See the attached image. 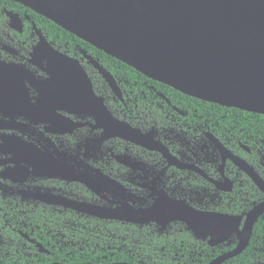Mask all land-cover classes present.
Returning a JSON list of instances; mask_svg holds the SVG:
<instances>
[{"label": "flooded vegetation", "instance_id": "flooded-vegetation-1", "mask_svg": "<svg viewBox=\"0 0 264 264\" xmlns=\"http://www.w3.org/2000/svg\"><path fill=\"white\" fill-rule=\"evenodd\" d=\"M6 11L0 10V264L81 262L92 248L123 254L117 263L126 264H180L191 249L193 261L209 264L232 251L236 234L219 240L223 234L208 236L202 224L192 233L172 218L187 209L197 220L240 217L242 231L264 193L237 161L264 182V133L130 80L42 34L51 49L35 55L40 31L16 13L19 31ZM61 55L78 62L90 90ZM91 61L111 75L115 89ZM258 220L248 264H264V212L254 225Z\"/></svg>", "mask_w": 264, "mask_h": 264}, {"label": "water", "instance_id": "water-1", "mask_svg": "<svg viewBox=\"0 0 264 264\" xmlns=\"http://www.w3.org/2000/svg\"><path fill=\"white\" fill-rule=\"evenodd\" d=\"M11 1L154 82L200 101L264 116V0ZM5 14L20 31L18 15ZM37 35L35 55L51 49L41 33ZM58 57L62 64L79 67L75 60ZM91 62L115 89L111 75ZM80 71L90 90L85 72ZM237 165L264 193V182L252 168L241 160ZM263 212L264 203L255 207L242 231L238 230L240 217L208 215L197 220L187 209L172 220L179 219L192 233L200 231L197 227L202 224L208 236L223 234L219 240L236 234L237 246L209 263L222 264L246 248Z\"/></svg>", "mask_w": 264, "mask_h": 264}, {"label": "trees", "instance_id": "trees-1", "mask_svg": "<svg viewBox=\"0 0 264 264\" xmlns=\"http://www.w3.org/2000/svg\"><path fill=\"white\" fill-rule=\"evenodd\" d=\"M5 9L7 11H12L15 13H18L20 16H29L30 19L34 22L37 29L41 32V34L50 42L58 45V46H66L68 50L71 52L74 50V48L77 46L83 50H85L88 54H90L92 57H94L97 62L104 66L111 68L114 71H119L121 74H129L128 78L130 80H142V81H148L159 88L164 87L171 91L174 95L180 97L182 101L185 102H195L197 104H200L202 106H206L207 108L211 109L213 112L222 111L226 112L229 119H234L236 122H240L242 126H244L247 129H258L262 133H264V116L258 115L254 113H248L241 110L233 109V108H225L221 107L216 104L207 103L204 101H200L198 99H194L192 97H188L178 91L173 90L172 88L162 85L160 83L154 82L142 74L138 73L131 67L117 61L116 59L104 54L103 52L99 51L98 49L92 47L88 43L78 39L74 35L68 33L67 31L61 29L59 26L54 24L53 22L47 20L46 18L34 13L30 9L20 5L19 3H15L11 0H0V10ZM261 223V221L258 220V222L254 225L253 229V235L251 236L246 248L237 256L224 261L222 264H248L250 262L251 257L254 255V248L257 246L255 245V239L256 234L258 230V224ZM87 238H89L87 236ZM93 237L90 238L92 240ZM190 239L187 235V233L183 232L181 240L186 242V240ZM232 247H229L228 250H230ZM94 249L92 248L89 251H86L85 255L82 254L83 257L86 258V260L78 262L73 261L69 259L63 260V262L59 264H113L117 262H123L125 261V255L120 254L118 252H109V254H103L101 252L92 253ZM69 255V257H71ZM78 257L79 255L76 254ZM104 257H107V260L104 261ZM51 261L47 262H38L37 264H53L56 263L54 261L55 257L51 258ZM208 259H195L193 261V252L191 249H188V253L185 256V259L181 261L180 264H206L208 263ZM58 263V262H57ZM19 264H26V263H19ZM137 264V263H132ZM147 264H161V262L156 263H147ZM164 264H175L171 263L169 261H166Z\"/></svg>", "mask_w": 264, "mask_h": 264}]
</instances>
